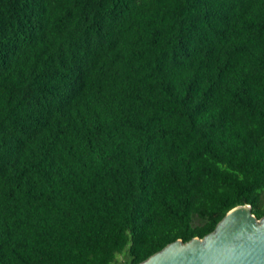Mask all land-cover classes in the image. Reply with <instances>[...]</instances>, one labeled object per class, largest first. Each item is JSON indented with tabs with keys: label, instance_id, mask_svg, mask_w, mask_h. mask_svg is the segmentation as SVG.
<instances>
[{
	"label": "trees",
	"instance_id": "16d2710c",
	"mask_svg": "<svg viewBox=\"0 0 264 264\" xmlns=\"http://www.w3.org/2000/svg\"><path fill=\"white\" fill-rule=\"evenodd\" d=\"M241 205L264 0H0V264H139Z\"/></svg>",
	"mask_w": 264,
	"mask_h": 264
},
{
	"label": "water",
	"instance_id": "95a60500",
	"mask_svg": "<svg viewBox=\"0 0 264 264\" xmlns=\"http://www.w3.org/2000/svg\"><path fill=\"white\" fill-rule=\"evenodd\" d=\"M139 264H264V217L237 206L204 238L177 240Z\"/></svg>",
	"mask_w": 264,
	"mask_h": 264
},
{
	"label": "rangeland",
	"instance_id": "374dc122",
	"mask_svg": "<svg viewBox=\"0 0 264 264\" xmlns=\"http://www.w3.org/2000/svg\"><path fill=\"white\" fill-rule=\"evenodd\" d=\"M196 222H198V221H196Z\"/></svg>",
	"mask_w": 264,
	"mask_h": 264
}]
</instances>
